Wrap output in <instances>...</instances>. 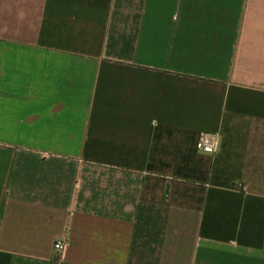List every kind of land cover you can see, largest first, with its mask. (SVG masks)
I'll list each match as a JSON object with an SVG mask.
<instances>
[{
	"label": "crops",
	"instance_id": "obj_1",
	"mask_svg": "<svg viewBox=\"0 0 264 264\" xmlns=\"http://www.w3.org/2000/svg\"><path fill=\"white\" fill-rule=\"evenodd\" d=\"M0 264H264V0H0Z\"/></svg>",
	"mask_w": 264,
	"mask_h": 264
},
{
	"label": "built area",
	"instance_id": "obj_2",
	"mask_svg": "<svg viewBox=\"0 0 264 264\" xmlns=\"http://www.w3.org/2000/svg\"><path fill=\"white\" fill-rule=\"evenodd\" d=\"M219 146V135L216 133H201L197 142V150L207 154H215ZM59 253L64 251V243L57 241L54 246Z\"/></svg>",
	"mask_w": 264,
	"mask_h": 264
}]
</instances>
